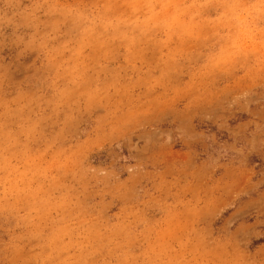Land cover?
Returning <instances> with one entry per match:
<instances>
[{"label":"rangeland","instance_id":"1","mask_svg":"<svg viewBox=\"0 0 264 264\" xmlns=\"http://www.w3.org/2000/svg\"><path fill=\"white\" fill-rule=\"evenodd\" d=\"M0 264H264V0H0Z\"/></svg>","mask_w":264,"mask_h":264}]
</instances>
